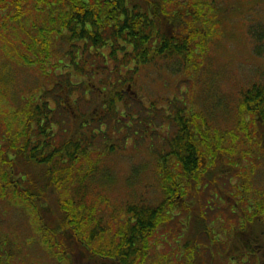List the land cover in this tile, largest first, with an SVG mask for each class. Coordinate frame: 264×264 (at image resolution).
I'll use <instances>...</instances> for the list:
<instances>
[{
    "label": "trees",
    "instance_id": "16d2710c",
    "mask_svg": "<svg viewBox=\"0 0 264 264\" xmlns=\"http://www.w3.org/2000/svg\"><path fill=\"white\" fill-rule=\"evenodd\" d=\"M240 1L0 0V264H264V229L243 234L264 225V73L226 90L209 54L238 17L262 53ZM140 74L175 91L130 96ZM161 243L173 258L149 262Z\"/></svg>",
    "mask_w": 264,
    "mask_h": 264
},
{
    "label": "rangeland",
    "instance_id": "374dc122",
    "mask_svg": "<svg viewBox=\"0 0 264 264\" xmlns=\"http://www.w3.org/2000/svg\"><path fill=\"white\" fill-rule=\"evenodd\" d=\"M235 1V0H234ZM240 1V0H239ZM243 6L242 8L248 9L252 6H255L256 12L254 14V18L264 24V0H241ZM37 24H41L42 20L38 19ZM247 20H243L241 17L236 19L230 20L222 25L219 29H217L216 33H213L211 40L213 41L211 46L209 47V54L211 56V67L212 70H215L217 64L220 67V70L223 74V82H224V89L229 90L234 88L235 83L238 81H245L247 77L253 76L254 72L257 74L264 73V48L261 54L257 52V56L252 54V48L254 47L253 43L251 42L249 35L247 33ZM217 63V64H216ZM30 74L36 75V67H32L29 69ZM191 72L192 69L190 68ZM21 72H18L20 74ZM155 77V76H153ZM187 77V75L182 76V78ZM190 77V73L188 74ZM176 77H161L159 79H153L147 83V78L143 76V74L137 75L134 77L130 88V96H134L137 94L140 97H146L147 101L148 98L158 100L159 98H168L172 93L175 91V83ZM193 80V78L191 79ZM191 80L188 81L186 84L188 85L191 83ZM170 90V91H168ZM170 92V93H169ZM179 94V92H178ZM239 145V143H237ZM120 168L125 169L128 165L127 159H122L117 162ZM261 186V185H260ZM262 187V186H261ZM224 192H228L230 187L227 184L222 186ZM238 194L236 196V201L241 203L243 206H247L248 203H253L255 205L259 194L252 188V184L247 185L245 187L240 186L238 189ZM260 201H262L260 199ZM220 205V204H219ZM213 214L224 215V220L226 225H224L223 230H227L229 225H238L239 222L235 221L236 216H238L235 212H230V210H216L212 212ZM250 217H254V215H250ZM240 220L239 218H237ZM247 229L244 230L243 234L250 237H257L264 229V225L259 221H254L250 225H246ZM249 226V227H248ZM239 228V227H238ZM236 229L241 233L239 229ZM244 228V227H243ZM231 230V229H230ZM229 230V231H230ZM228 231V232H229ZM248 231V232H247ZM228 232L222 233L219 236V239L228 240ZM247 232V233H246ZM262 236V234H261ZM263 240V238H262ZM204 242V241H203ZM201 246L207 245V243H200ZM170 247L167 246L165 243H161L158 249L152 250L155 255L151 254L149 256V262L159 259L166 258L167 261L173 258ZM37 251V249H36ZM204 254V253H203ZM206 258L209 257L208 252H206ZM55 258V257H54ZM209 259V262L206 260L205 264H223V261L228 264V261L225 259ZM29 262L31 264H49L48 260L41 258L36 253V259L29 257ZM252 262V261H251ZM155 264V261L153 262ZM167 264H173V262H167ZM203 264V263H200ZM253 264V262H252Z\"/></svg>",
    "mask_w": 264,
    "mask_h": 264
},
{
    "label": "flooded vegetation",
    "instance_id": "af4514ba",
    "mask_svg": "<svg viewBox=\"0 0 264 264\" xmlns=\"http://www.w3.org/2000/svg\"><path fill=\"white\" fill-rule=\"evenodd\" d=\"M232 234L233 233L230 234V238L231 239H233V236H234ZM243 253H245V252H242L241 254H243ZM246 253L247 254H250V255H253V256L255 255V259H254V263L253 264H261V263H259L260 262V259H261L260 258V250L259 249H257V251L250 250V251H248ZM233 257L234 256H232L231 258H232V260H234V264H241L243 262H246L250 256H243V257L240 258V260L239 259H236V258H233ZM235 260H239V261H235Z\"/></svg>",
    "mask_w": 264,
    "mask_h": 264
}]
</instances>
